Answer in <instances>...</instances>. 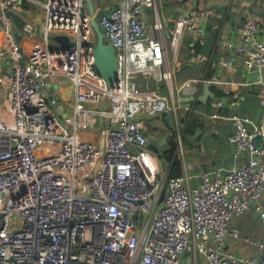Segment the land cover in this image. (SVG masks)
Returning <instances> with one entry per match:
<instances>
[{
	"label": "built area",
	"instance_id": "built-area-1",
	"mask_svg": "<svg viewBox=\"0 0 264 264\" xmlns=\"http://www.w3.org/2000/svg\"><path fill=\"white\" fill-rule=\"evenodd\" d=\"M21 2L0 5L18 12ZM37 4L44 9L41 33L67 35L76 46L64 52L43 39L40 54L51 56L46 63L31 58L0 13V60L11 68L0 75V264H181L185 254L193 261L200 255L204 264H264V238L243 237L231 226L250 209L264 225V122L214 113L231 124L228 142L246 159L234 170L202 174L196 185L185 167L172 177L171 162L145 134L146 118L168 114L177 121L180 109L193 111L179 98L198 95L206 80L178 86L172 66L184 33L201 36L213 12L180 15L167 38L158 0H122L104 10L97 21L118 65L109 90L93 69L84 0ZM33 28L26 24L24 31ZM236 31L239 43L221 46L234 48L262 82L264 27L246 20ZM61 81L74 94L63 106L50 87ZM151 82L164 84L169 96ZM228 238L257 249L259 258L228 254Z\"/></svg>",
	"mask_w": 264,
	"mask_h": 264
},
{
	"label": "crops",
	"instance_id": "crops-1",
	"mask_svg": "<svg viewBox=\"0 0 264 264\" xmlns=\"http://www.w3.org/2000/svg\"><path fill=\"white\" fill-rule=\"evenodd\" d=\"M45 0H22L18 6V13L24 18L26 24L34 27L39 26L44 18V9L37 2ZM122 0H93L95 9L99 14L104 10L118 6ZM160 15L167 21H172L173 11H189L192 9H210L213 13L208 17L205 31L201 36L186 31L182 37L175 63L172 66L174 79L179 86L182 82L193 78H204L211 83V93L214 100L209 99L206 104L195 105L191 113L182 109L178 111L177 118L164 114L155 118H146L148 137L157 145L159 153L168 150V143L174 136L182 135L188 122L195 121L194 134L188 138V145L184 147L185 168L191 176V183L196 185L202 174L211 173L216 167L224 171L238 168L246 159L245 155H238L228 142L231 132V124L223 118L213 117L217 114H236L249 117L257 125L264 122V72L262 82H257L258 73L246 72L243 67L242 56L234 48L226 49L221 46L222 41L233 45L239 43L236 31L240 22L253 21L259 27H264V0H158ZM97 12V13H98ZM148 25L151 23L150 10H146ZM98 14V15H99ZM25 35V47L23 50L29 57L40 58L47 62L49 56L43 57L46 43L42 37L28 32ZM2 39V35H0ZM59 49L53 42L48 46ZM34 58V59H35ZM229 65L224 66L222 63ZM5 59L0 60V75H8L4 71ZM144 87V80L140 79ZM62 86L68 83L61 81ZM150 88L161 89L162 86L151 82ZM225 91L228 94H225ZM203 92L201 87L200 95ZM216 92L223 93L217 96ZM5 91L0 87L1 97ZM59 95V94H55ZM218 99L221 108L214 107ZM185 98H179L185 105ZM195 104V103H194ZM61 105L63 106L64 103ZM190 105L192 103L190 102ZM194 106V105H193ZM168 137L170 139L167 141ZM184 165L180 167L178 176L183 174ZM264 203V196L262 199ZM231 226L238 229L243 237L254 239L264 238V225L259 220L253 209L244 215L234 218ZM225 251L228 254L259 258L257 249L248 246L240 240L227 239ZM181 264H204L200 255L193 261L191 255L185 254Z\"/></svg>",
	"mask_w": 264,
	"mask_h": 264
},
{
	"label": "water",
	"instance_id": "water-1",
	"mask_svg": "<svg viewBox=\"0 0 264 264\" xmlns=\"http://www.w3.org/2000/svg\"><path fill=\"white\" fill-rule=\"evenodd\" d=\"M84 2L89 16V26L94 35V41L88 44L92 48V55L94 57L93 69L100 77L104 79L107 88L109 90H113L117 82L118 65H117L116 50L112 45L107 44L104 40V33L98 24L97 21L98 14L95 11L93 0H84ZM3 12L7 17L10 18L13 24V29L11 31V35L13 39L22 48L25 47V35L23 34V32L26 27V21L17 11L13 9L4 10L0 5V13ZM188 12L183 11L181 9L180 11H173L172 21H169L166 29L167 38L170 36L169 31H171L174 28L173 23L179 18L180 15L182 14L185 15ZM33 31L35 36L39 34L42 37V39H46L45 41L47 43L53 42L57 48H59L64 52H68L70 49L76 46V42L74 40H71V38L68 37L67 35L64 34L44 35L43 33H41L40 25L35 27V29L33 28ZM8 67L10 68V64L9 62H6V65L4 66L5 68L4 71H6ZM50 87L52 88V90H54L59 94L58 96L61 102L63 103L70 102L74 97L73 86L71 84H68L67 86L53 84ZM202 88H203V92L201 95L200 94L188 95L187 97H184L185 98L184 101L186 102L185 105L190 102L193 105L194 103L196 104L197 102L201 104H206L209 99L211 100L215 99L213 93H211L210 91L211 83L209 81H204L202 84ZM223 101H225V99H218V102L220 103ZM61 111H62V106H60V108L58 109V113H60ZM145 134L148 136V133ZM169 139L170 137H168L167 141ZM164 193L165 191H162L161 199H163Z\"/></svg>",
	"mask_w": 264,
	"mask_h": 264
},
{
	"label": "trees",
	"instance_id": "trees-1",
	"mask_svg": "<svg viewBox=\"0 0 264 264\" xmlns=\"http://www.w3.org/2000/svg\"><path fill=\"white\" fill-rule=\"evenodd\" d=\"M0 30H3V24L1 22V19H0ZM54 94V92L52 93ZM216 95L217 96H222L223 93H220V92H216ZM195 105H201V103L197 102L196 104H194V108H195ZM195 121H189L188 124L186 125L185 127V131L182 135V140L184 142V144L188 145V138H190V136H193L194 134V127H195ZM176 139V136L172 137L168 143V150L166 152H163L161 153V156L163 159H165L166 161L168 162H171V170H170V175L172 177H175L178 175V171L180 169V160L177 159L176 156H174V151H175V147H176V142H175V139ZM154 150L155 151H159L157 145L154 146Z\"/></svg>",
	"mask_w": 264,
	"mask_h": 264
},
{
	"label": "rangeland",
	"instance_id": "rangeland-1",
	"mask_svg": "<svg viewBox=\"0 0 264 264\" xmlns=\"http://www.w3.org/2000/svg\"><path fill=\"white\" fill-rule=\"evenodd\" d=\"M95 11L98 12V10H96V9H95ZM97 14H99V12ZM6 73L11 74V68L8 67L6 69ZM175 81H176V79H175ZM161 86H162L163 93H165L167 96H169V91L166 89L165 85L161 84ZM0 98H1V94H0ZM175 142H176V147H175V151H174V156H176L177 159L180 160V167L182 168V164L185 161L184 159L186 156V154L185 155L183 154V152H185V150H184L185 144L182 140V137H176ZM154 146H155V144H154ZM184 167H185V164H184Z\"/></svg>",
	"mask_w": 264,
	"mask_h": 264
}]
</instances>
